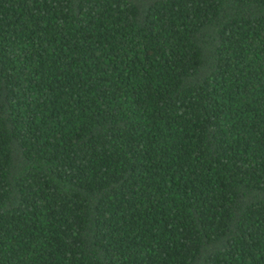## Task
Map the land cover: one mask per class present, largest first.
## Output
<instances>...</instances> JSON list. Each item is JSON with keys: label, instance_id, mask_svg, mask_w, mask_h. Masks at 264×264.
Segmentation results:
<instances>
[{"label": "trees", "instance_id": "obj_1", "mask_svg": "<svg viewBox=\"0 0 264 264\" xmlns=\"http://www.w3.org/2000/svg\"><path fill=\"white\" fill-rule=\"evenodd\" d=\"M0 264H264V0H0Z\"/></svg>", "mask_w": 264, "mask_h": 264}]
</instances>
